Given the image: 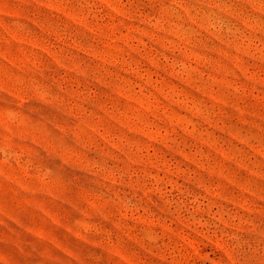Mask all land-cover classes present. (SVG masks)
Here are the masks:
<instances>
[{"label":"rangeland","instance_id":"rangeland-1","mask_svg":"<svg viewBox=\"0 0 264 264\" xmlns=\"http://www.w3.org/2000/svg\"><path fill=\"white\" fill-rule=\"evenodd\" d=\"M0 264H264V0H0Z\"/></svg>","mask_w":264,"mask_h":264}]
</instances>
